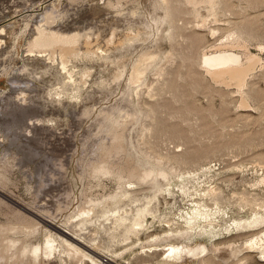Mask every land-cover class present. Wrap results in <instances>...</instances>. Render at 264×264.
<instances>
[{"label":"rangeland","instance_id":"1","mask_svg":"<svg viewBox=\"0 0 264 264\" xmlns=\"http://www.w3.org/2000/svg\"><path fill=\"white\" fill-rule=\"evenodd\" d=\"M8 1L11 5L15 4L12 9L16 10L15 13L26 10L42 13L50 3L56 4L62 12H85L89 8L105 6L108 12H114L113 6L121 1L126 11L132 13L135 10L134 12L138 11L137 16H141L133 20L139 22L138 24H126V34L137 32L141 24H148V27L143 26L144 30L136 40L139 41L135 49L111 53L108 60L99 57L92 60L78 58L75 71L78 73L88 68L92 73L86 85L84 84L85 87L80 84L81 73L74 77L77 80L74 84L68 77L37 65L35 70L38 77H29V81L36 84V100L41 99L47 106L42 125L50 126L57 135L66 132L75 135L74 152L71 162H67L69 166L65 177L72 190V203L67 210L53 215L58 226H66L84 197L93 201L102 200L117 191L118 182L113 178L87 176L85 159H89L92 152L89 151L87 156L84 154L81 139L87 133L97 134L95 123L100 115L103 116L108 108H116L127 100L133 106L132 114L138 111L135 112L138 114V124L135 128L129 127L125 133L126 139H137L138 147L135 143L131 144L135 148H131L135 164L145 166L146 161L152 170H159L168 177L161 185L158 184L161 189L157 192L158 202L153 204V214L143 217L146 221L144 230L137 236L131 235L127 240L117 232L118 227L112 220L108 221L104 230L99 232L96 242L98 253L104 257L109 255L116 264H162L167 256L164 251L155 252L153 250L156 245L146 247L143 244L153 238L163 237L169 231L168 221L173 230L186 229V219L200 208L208 217L200 216L195 229L210 231L212 234L211 238H199L198 245L208 247L211 241L220 246H231L234 243V246L242 245L255 235L264 233V220L254 227L240 230L235 225L236 222H249L255 217L264 219V0H224L226 6H222L215 15L211 14L207 6L194 14L187 0H179L182 14L179 25L185 26L186 30L173 40L165 21L166 8H154L153 0ZM201 1L196 0L199 3ZM151 7L155 10H151ZM10 19L5 20L1 26L8 25ZM65 19L67 15L64 14L60 20L63 22ZM125 20L122 18L120 23L117 21L118 28L127 23ZM89 21V24H93L92 20ZM24 43L20 39L18 57L13 59L11 69L21 66ZM230 45L245 47L232 50L241 56L243 64L249 54L262 59L248 75L242 90L235 85L226 86L213 81L204 69L183 60L184 57L199 58L205 53L215 52L219 46L227 48ZM145 53L150 54L151 58H147L143 65L145 72L139 81L133 82L136 63L138 64L139 57ZM2 68L0 66V70ZM123 69L124 74L121 72ZM9 72L12 73L13 70ZM116 75H121L117 82L114 81ZM195 80L197 84H194ZM8 82L9 77L6 75L0 79V93L2 90H10ZM245 98L248 100L247 107L241 104ZM87 104H91L87 108L89 116L86 115L79 122L77 113L82 112ZM151 107L158 109L155 115L151 113ZM113 116L118 120V113ZM122 118L126 119L127 116L119 117L120 120ZM151 123L156 128L148 132L146 129ZM140 132L142 135L137 134ZM2 139L5 142L0 148V157L1 151L8 147L7 139L1 136L0 140ZM16 149V146L11 147L7 162V168L11 172L3 170L9 180L6 189L16 201L32 206L41 201V198L32 194L36 181L34 167L30 164L33 175L28 178L25 175L26 167L16 163V157H21ZM136 149L138 155L134 151ZM67 150L70 152L71 147ZM67 152L61 156L65 158V155L71 154ZM179 155L182 163L168 159L170 156ZM138 187L150 189V192L155 189L151 184ZM58 190L52 189L50 193L58 194ZM4 201L12 208L20 210L11 202ZM9 220L10 217L0 215V221ZM47 236L49 233L45 230L43 234H37L35 239L31 238L32 246L44 245ZM195 246L197 245L194 244L193 247ZM57 252L53 256L56 264H78L67 257L63 248ZM243 256L249 258L248 264H264L261 262L262 255L253 251L244 252L235 259ZM92 257L97 262L107 264V258H104L103 263L99 258ZM236 260L232 263H237ZM182 261L181 264H197L190 257H184ZM86 263L93 264L89 258ZM217 263L222 264L219 259Z\"/></svg>","mask_w":264,"mask_h":264},{"label":"bare ground","instance_id":"2","mask_svg":"<svg viewBox=\"0 0 264 264\" xmlns=\"http://www.w3.org/2000/svg\"><path fill=\"white\" fill-rule=\"evenodd\" d=\"M153 1L154 8H166L165 21L169 26L172 40L186 30L185 26L179 25L182 15L179 0ZM187 1L191 4L194 14H198L202 7L207 6L211 14L215 15L222 6H226L224 0H202L201 3L196 0ZM121 4L122 2L119 1L116 6L112 5L114 12H108L107 6L93 9L88 6L89 9L85 12L89 15L84 11L76 10L62 12V9L54 3H50L42 13L32 10L15 13L16 10H12L15 4L11 5L8 0L5 2L0 0V26L5 20L11 18L8 20V25L0 27V66H3L0 70V79L6 75L7 78L9 77L10 85L9 91L2 90L0 93V137L3 136L8 141V147L1 151L0 157V215L10 217L7 222L0 221V264H56L53 256L57 255L60 248L65 250L67 257L78 264H87V258L91 259L93 264H102L94 260L92 256L99 258L103 263H105L104 258H107V264H116L109 255L104 257L96 251L100 230H104L106 222L112 220L118 227L117 232L129 240L131 235L137 236L146 227L144 215L153 214V204L158 202L157 192L168 176L159 170H152L145 161L147 159L144 160L145 166L135 164L131 155L132 149L135 148L131 147V144L135 143L138 147L137 139L136 141H133L132 137L126 139L125 133L129 127L135 128L138 124V114L135 113L138 111L135 109L136 111L132 114V104L124 100L123 104L117 105L116 108H108L106 112H103V116L100 115L101 117L96 119L97 134L87 133L83 135V140L81 139L84 154L87 156L89 151L92 152L89 159L85 156L81 161L82 164L85 158L87 160L85 166L87 176L113 178L118 182L117 191L102 200L93 201L84 197L77 212L69 218L66 226L56 224L53 215L67 210L72 203V190L65 177L69 166L67 162H71L72 152H74L75 135L73 136L72 132L57 135L50 126L42 125L47 106L41 99L36 100V88H34L36 84L29 81V77H38L35 70L37 65L59 73L60 76L68 77L67 79L74 84L77 81L74 77L81 73L80 84L86 85L92 73L88 68L78 73L75 71L78 58L92 60L94 57H99L102 60H108L111 53L130 51L134 48L138 44L139 40H136L139 39L140 32L144 30L143 26L148 27V24L145 22L146 24H141L137 32L126 34L128 30L126 24L139 23L133 21L137 19L138 11L134 12V10L132 14L133 12L126 11ZM151 10L155 9L151 7ZM64 14L67 15V19L62 22L60 18ZM122 18L126 19L127 23L125 20V23L120 25L121 28H118ZM72 19H74L73 22ZM89 19L93 24H89ZM20 39L25 41L23 62L20 67L11 69L13 59L18 57L17 47ZM243 47L240 45H230L227 48L219 46L213 53H205L199 58L184 57L183 60L190 62L192 66L204 69L213 81L226 86L235 85L242 90L248 75L262 62L259 56L249 54L246 63L243 64L241 56L232 51ZM149 57L148 53L139 57L138 64L136 63L134 68L133 82H138L144 74L143 65ZM121 72L124 74V69ZM121 75H116L114 81H119ZM194 84H197V80ZM247 101L245 98L241 104L247 107ZM88 106L91 104H87L84 110H81L82 112L77 113L79 122L86 115L89 116ZM157 110L154 107L150 109L154 115ZM116 113L119 115L118 120H115L113 116ZM122 115L127 118L123 119V117L120 120L119 117ZM155 128L156 126L151 123L146 130L151 132ZM137 134L142 135V132ZM3 142H5L4 139L0 140V148ZM13 146H16L17 154H21L20 158L16 157V163L26 167L25 175L28 178L33 175L29 167L33 164L36 181L32 194L41 198V203L36 202L32 206H27L28 204H22L12 198L11 193L6 189L9 180L5 174L6 171L3 170H8L7 162ZM70 147L69 152L67 149ZM67 151L71 153L70 158L68 155H65V158L61 156ZM134 151L137 153V149ZM180 156H170L168 159L175 163H182ZM8 172L10 173L11 170ZM145 184L155 186L154 191L150 192V189L138 187ZM56 188L59 189L58 194L50 193ZM4 200L14 204L22 212L12 208ZM200 209H196L188 216L186 229L173 230L168 221L169 231L163 237L153 238L143 245H156L153 250L155 252L163 250L167 256L162 264H179L180 261L183 262L184 257L193 258L197 264H221L217 263L218 259L222 264H233L237 256L248 251L261 254V262L264 263V233L262 232L254 237L252 235V239L250 238L251 240L242 245L234 246V243L231 246H220L212 241L208 247L198 245L199 238L205 236L211 238L210 234H212L210 231L195 229L200 216L208 217V214ZM263 220L262 217H255L249 222H236L235 225L240 230V228L254 227ZM44 230L49 233L45 244L32 246L31 238L35 239L36 235L43 234ZM194 244L197 246L193 247ZM236 261L237 263L234 264H248L249 258L243 256Z\"/></svg>","mask_w":264,"mask_h":264}]
</instances>
